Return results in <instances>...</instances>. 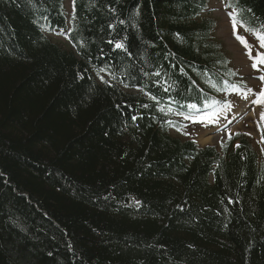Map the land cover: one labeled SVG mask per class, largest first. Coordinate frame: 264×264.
I'll use <instances>...</instances> for the list:
<instances>
[{"label": "trees", "instance_id": "16d2710c", "mask_svg": "<svg viewBox=\"0 0 264 264\" xmlns=\"http://www.w3.org/2000/svg\"><path fill=\"white\" fill-rule=\"evenodd\" d=\"M66 1L0 0V264H264V155L191 129L246 87L209 0Z\"/></svg>", "mask_w": 264, "mask_h": 264}, {"label": "rangeland", "instance_id": "374dc122", "mask_svg": "<svg viewBox=\"0 0 264 264\" xmlns=\"http://www.w3.org/2000/svg\"><path fill=\"white\" fill-rule=\"evenodd\" d=\"M66 7L70 11V0L66 1ZM207 14L214 18L217 23L214 32L215 40L224 46L231 60V65L239 75L238 81L245 82L246 87L242 88V93L239 92L241 96L231 100L229 110H223L212 127H205L194 122L191 123V129L201 146L216 145L230 134L242 132L251 138L255 148L264 155V145L260 142L258 128L260 108L256 102L264 87V83L260 80L263 71L261 68L253 67L254 62L251 61V57L247 56L244 47L236 39L229 11L224 5V1L209 0ZM242 35L245 37L244 34ZM50 37L56 42L68 44L61 34H52Z\"/></svg>", "mask_w": 264, "mask_h": 264}, {"label": "snow or ice", "instance_id": "6c2138e0", "mask_svg": "<svg viewBox=\"0 0 264 264\" xmlns=\"http://www.w3.org/2000/svg\"><path fill=\"white\" fill-rule=\"evenodd\" d=\"M229 7H231V5H228ZM242 21L240 19H238V14H233V27L234 29L236 28V26L241 23ZM246 29L251 31L253 33V35L256 36L257 40L260 42V47L264 48V25H261L259 29L256 28H248L247 25H245ZM237 39L240 40V42L245 46V48H247L249 50V56H252V52H251V46L249 45L247 39L243 36H239L237 35ZM117 47H123V45L117 44ZM253 58V67H257L260 64H264V53H257V55ZM157 75H159V73H157ZM101 79H103V77H101ZM261 79H264V77H262ZM153 99H155V97H153ZM257 103H264V93H260L259 98L256 100ZM195 107V106H193ZM161 111H165L164 109H161ZM170 111V109H169ZM179 114V113H177ZM168 123H172L171 121H169Z\"/></svg>", "mask_w": 264, "mask_h": 264}, {"label": "bare ground", "instance_id": "6f19581e", "mask_svg": "<svg viewBox=\"0 0 264 264\" xmlns=\"http://www.w3.org/2000/svg\"><path fill=\"white\" fill-rule=\"evenodd\" d=\"M99 73V72H98ZM109 77V76H108ZM107 80V79H106Z\"/></svg>", "mask_w": 264, "mask_h": 264}]
</instances>
